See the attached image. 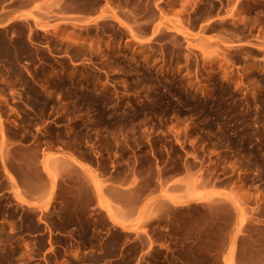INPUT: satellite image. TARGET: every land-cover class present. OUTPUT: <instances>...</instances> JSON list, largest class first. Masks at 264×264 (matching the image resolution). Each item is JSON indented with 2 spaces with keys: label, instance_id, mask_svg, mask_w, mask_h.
Wrapping results in <instances>:
<instances>
[{
  "label": "rangeland",
  "instance_id": "374dc122",
  "mask_svg": "<svg viewBox=\"0 0 264 264\" xmlns=\"http://www.w3.org/2000/svg\"><path fill=\"white\" fill-rule=\"evenodd\" d=\"M0 28V264H262L264 0H0ZM107 183L177 238L115 230Z\"/></svg>",
  "mask_w": 264,
  "mask_h": 264
},
{
  "label": "crops",
  "instance_id": "0c3cea01",
  "mask_svg": "<svg viewBox=\"0 0 264 264\" xmlns=\"http://www.w3.org/2000/svg\"><path fill=\"white\" fill-rule=\"evenodd\" d=\"M4 30H6V28H0V33L3 32ZM2 61H3L2 58H0V63ZM9 83H11V82H8V84ZM16 93H17V88H10L8 92L0 93V98L1 99H7L8 97L13 96ZM51 153L54 155V157H57V155H59V153H57V152H51ZM78 161L80 163L86 165L90 169L96 171L97 173L99 172V168H97V167L95 168L93 165L89 164L88 162H85L82 159H78ZM62 164H64L70 170H77L80 172V169L78 167L71 164V162H69L65 158H54V159H51L49 161V166L52 169L56 168V170ZM97 164H98V161H97ZM59 175H61V173H59ZM108 177H109V175L102 176V177H100V180L103 183V182L108 180ZM114 186H116V185L111 184V183H107L106 186H104L102 188V197H104L108 200V206L112 212L113 219L114 220L115 219L121 220L122 224H127V228L117 227V228H114L115 230H118L119 232H121L123 234L129 235V234L135 233L131 229H132V227L137 226V227L145 228V231H146V234H145L146 236L141 235L142 237H138V239L143 240L144 237L146 239H150V240H151V238L155 239L157 234H160L161 236H163V239H165V240L169 239V238H171V239L177 238L166 227L165 228L160 227V231H157L155 229L150 228L152 222L155 219H159L163 216V210H166V209L167 210L169 209L170 211L181 210V208H179L178 206H174L171 203H168L167 201L158 200L157 202L153 203L152 201L148 200L149 196L154 197L158 194V191H159L158 188H156L155 191L152 192L149 196H145V197L143 196V198L137 204H135V206L133 208H128L127 210H125V208L123 206H121L120 203L115 201V199L111 195V193L116 190ZM122 189H126V188H122ZM127 189H128V193H130V194L133 193L134 188L128 187ZM21 195L25 199L34 198L33 196H31L28 192H26L23 189L21 190ZM40 195H44V194L40 193ZM97 199H98V197H97ZM231 209H233V211H235L233 206H231ZM245 210H246L245 211L246 216L249 217L250 211L248 209H245ZM95 214H99L98 211H96ZM103 214L106 215L105 212H103ZM107 221H109L112 225V221L108 217H107ZM111 227H114V226L112 225ZM159 246L161 249H163L167 252L166 255H168L169 251H173V250H170L168 248V244H166L164 242H160ZM262 264H264V258H263Z\"/></svg>",
  "mask_w": 264,
  "mask_h": 264
}]
</instances>
